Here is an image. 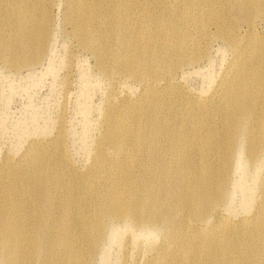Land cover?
I'll return each mask as SVG.
<instances>
[{"label": "bare ground", "instance_id": "bare-ground-1", "mask_svg": "<svg viewBox=\"0 0 264 264\" xmlns=\"http://www.w3.org/2000/svg\"><path fill=\"white\" fill-rule=\"evenodd\" d=\"M114 1L70 0V4L77 8L83 47L93 44L103 50L110 39L115 40L119 46L116 64L129 76L139 77L141 94L136 104H124L110 117V112L106 114L103 140L113 146L111 153L99 149L101 157L96 160L100 166L95 175L89 178V171L82 184L68 180L67 194H61L59 188L70 171L49 169L41 159L49 151L35 148L28 158L3 160L0 264H96L106 238L123 242L120 227L114 229L119 224L129 226L128 239H137L134 231L143 228L163 233L165 241L143 264H175L179 259L183 261L178 264H264L256 245L258 239H264V213L257 207L251 218L234 220L229 215L232 170L247 164V152L251 160L264 157V115L256 113L264 38L258 39L250 23L246 41L232 31L221 35L237 61L221 75L210 96L200 101L179 86L187 72L178 79L175 69L194 63L195 59L180 58L195 47L192 58L202 51L206 53L202 58L210 54L212 40L201 42L204 25L198 27L197 19L190 17L198 28L194 33L187 27L179 29L175 19L156 21L153 28L127 29L123 25L127 16ZM251 1L175 0L167 9L178 15L180 6L197 4L207 12V7L225 2L232 10L244 12ZM160 3L154 1L157 11L166 10ZM52 6V0H0L1 66L14 70L36 66L48 40ZM106 11L115 18L109 36L100 31L106 29H95L99 28V15ZM147 20L153 24L152 15L142 8L138 22ZM224 24L219 18L213 21L219 29ZM158 44L164 49L161 53L156 50ZM98 48L91 50L100 65ZM144 48L151 52L147 62L142 51L134 50ZM14 177L20 184H13ZM251 191H241L244 212L252 208ZM126 246L118 264H131Z\"/></svg>", "mask_w": 264, "mask_h": 264}, {"label": "rangeland", "instance_id": "rangeland-1", "mask_svg": "<svg viewBox=\"0 0 264 264\" xmlns=\"http://www.w3.org/2000/svg\"><path fill=\"white\" fill-rule=\"evenodd\" d=\"M52 1L53 6L49 9L47 23L48 40L44 44L41 58L36 66L14 70L0 65V168L6 158L14 161L22 157L28 158L30 152L32 155L34 154L33 149L35 148L49 151L46 156L41 157L49 169L54 168L64 173L70 171V174L64 176L60 182L62 187L59 189L64 195L70 191L67 188L68 180L72 181L73 179L75 183L82 184V180L87 178L89 171V178L95 175L100 166V161L96 160L101 157L97 155L99 149H102L105 154L111 153L113 146L103 140L107 134L105 131L106 114L110 112V117L121 110L124 104H136L142 91V85L139 77L129 76V73L121 71L116 64L119 46L115 44V40L110 39L107 47L103 50L100 46L98 48V45L93 44H90L86 49L81 42L82 33L78 30L77 8L73 9L76 5H71L70 0ZM154 1H161L166 10L157 11ZM174 1L115 0L113 4H117L120 13L127 16L128 21L123 22L127 29L134 30L146 25H151L153 28L156 21L160 23L162 20L170 21L172 19L177 21L179 29L187 27L192 33L198 29L196 24L198 27L204 25L205 37L203 36L201 42L212 40L210 54L207 58L206 55L205 58H202L205 53L202 51L192 58L190 56L193 55L192 51H196L195 47L180 58L181 60L195 59L194 63L186 66L180 65L175 69V72L179 74L178 79H182L184 75L182 72H187L183 85L179 86L183 89L187 88L186 90L190 94L202 101L210 96L226 69L233 67V63L237 61L234 59L233 52L226 46L225 40L220 36L232 31L233 34L241 38L250 23L255 27L253 33L258 39L264 38V3H260L261 0H252L247 7L241 4L242 8H246L244 12L232 10L234 8L225 2L214 4L210 8L207 7V12L205 8L201 9L197 4H192L182 8L180 6L179 10L175 11L178 14L176 15L170 14L167 9L172 7L171 4ZM221 5L224 9L221 8L220 11ZM46 6L49 5L46 3ZM142 8L152 15L153 24L148 20L138 22L139 12ZM211 8L214 11L213 14L208 12V9ZM190 17L196 18L197 23L195 24L194 19H190ZM99 18V28L94 26L91 30L94 28L106 29V31H100L109 36L108 32L115 26V23L112 22L115 19L114 16L106 11L99 15ZM215 18L225 21L224 28L219 29L213 25ZM247 39L248 34L241 40L246 41ZM92 47L101 51L100 65L92 53ZM144 49L134 50L142 51L145 62H147L151 52ZM132 50L133 48L129 51ZM156 50L161 53L164 49L158 44ZM200 57L202 59L198 60ZM172 61L176 62L174 59ZM258 62L261 90L260 105L256 107V113L257 116L263 117L264 58ZM262 66L263 70L260 71ZM133 70L139 72V69L134 68ZM248 154L249 152L245 154L247 164L243 165V168L236 167L238 170L233 171V169L234 174H231V194L234 196H230V199L233 198V202H231L232 213L229 215L234 220L251 218V214L254 210L257 211V207L261 213H264V157L251 160ZM241 157L244 159L243 152ZM260 161L262 164H258L260 165L258 167L256 164ZM12 181L16 185L21 182L17 177H14ZM241 187L245 190H252V200H250L252 208H249L247 212L242 210L240 204L244 201L242 199L244 195L241 192L243 188L241 189ZM119 225L114 229L118 230L120 227L119 232L116 231L123 235L121 236L122 240L124 239L123 242L120 244L109 238L108 240L111 241L108 242L106 238L103 242L105 245L102 243L98 250L96 264L100 262V264L119 263L118 259L120 261L123 255L124 245H127L125 241L132 232L131 230L129 232L128 225ZM124 228L125 230H123ZM143 229L134 231V238L137 239H128V241L130 240L129 244L131 242L133 245L134 242H137V245L135 243L134 246L131 244H128L129 247L126 246L131 264H143L145 258L153 253V249L165 241L160 230L158 232L156 229L153 231L152 229ZM256 245L258 253L264 255V239H258ZM104 249L105 251L102 252ZM105 258L107 261L103 260ZM181 261L183 259L175 261V264Z\"/></svg>", "mask_w": 264, "mask_h": 264}]
</instances>
